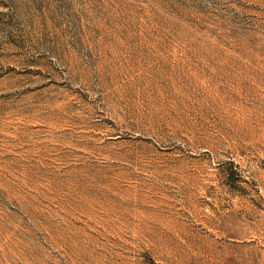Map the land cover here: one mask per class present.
I'll list each match as a JSON object with an SVG mask.
<instances>
[{
  "label": "rangeland",
  "instance_id": "374dc122",
  "mask_svg": "<svg viewBox=\"0 0 264 264\" xmlns=\"http://www.w3.org/2000/svg\"><path fill=\"white\" fill-rule=\"evenodd\" d=\"M0 264H264V0H0Z\"/></svg>",
  "mask_w": 264,
  "mask_h": 264
},
{
  "label": "bare ground",
  "instance_id": "6f19581e",
  "mask_svg": "<svg viewBox=\"0 0 264 264\" xmlns=\"http://www.w3.org/2000/svg\"><path fill=\"white\" fill-rule=\"evenodd\" d=\"M160 84V83H159ZM141 85V84H140ZM147 85V84H146ZM143 87V86H142ZM160 90V89H158ZM127 93V92H126ZM149 93V92H148ZM160 93V92H159ZM163 94V93H162ZM141 95V94H140ZM147 95V94H146ZM156 95V94H155ZM143 99V98H142ZM162 103V102H161ZM135 104V103H134ZM128 109L132 112L135 111V113L139 116V119L145 120L150 128L153 130L154 128H158L160 126V123L162 121V118L159 117L158 113L162 112L161 107L156 102H151L147 104H140V105H129ZM173 109V108H172ZM165 110V109H164ZM169 113V112H168ZM137 117V116H136ZM169 119V118H168ZM173 122V121H172ZM175 124V123H174ZM167 127V126H166ZM149 132V131H148ZM134 134V133H133ZM137 134V133H136ZM134 138V137H133ZM140 139V136H136L135 140H130V142L125 143V147L121 152H118L114 154L115 159H123L127 157L137 156L140 154V149L142 148L143 143ZM148 146V145H147ZM111 151V150H110ZM100 154V153H98ZM109 154V153H108ZM110 155V154H109ZM102 156V155H101ZM111 157V156H110ZM108 158V157H107ZM128 159V158H127ZM113 160V159H112ZM132 160V159H131ZM111 161V160H110ZM118 161V160H117ZM126 161V160H125ZM113 162V161H112ZM124 162V161H123ZM125 163V162H124Z\"/></svg>",
  "mask_w": 264,
  "mask_h": 264
}]
</instances>
